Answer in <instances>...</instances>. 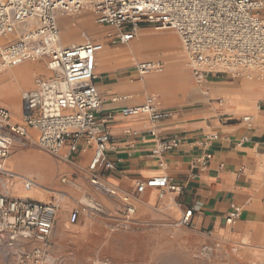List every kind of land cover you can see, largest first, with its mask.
Here are the masks:
<instances>
[{"label":"crops","instance_id":"0c3cea01","mask_svg":"<svg viewBox=\"0 0 264 264\" xmlns=\"http://www.w3.org/2000/svg\"><path fill=\"white\" fill-rule=\"evenodd\" d=\"M86 12L90 11L82 13ZM64 18L60 17L59 23H64ZM93 19L95 22L94 15ZM140 31L142 38L137 40V36L130 43H122L116 32L118 44L114 46H125L134 52V62L130 64H116L110 52L114 46L108 45L109 52L103 54L111 37L96 42L104 46L97 56L95 71V85L102 99L97 118L113 115L100 128L112 135L109 156L116 168L93 173L89 165L95 147L71 154L66 146L57 155L59 160L55 159L59 162L57 173L52 174L55 179H45L37 171L40 154L22 150L21 157L26 160L16 166L17 170L40 178V184L32 177L31 181L45 190L42 196L24 198L58 207L51 241L56 232L63 242L106 228L128 232L138 228L135 225L139 221L158 224L181 220L186 211L193 209L190 227L194 230L186 232L194 237V246L208 245L213 249L216 264H264V83L230 74L209 75L198 83L177 34L166 36V42L171 41L166 44L148 40L144 43L145 37L161 33H155L152 26H142ZM7 42L10 39L3 41ZM181 51L186 58L180 57ZM144 52L152 54L142 55ZM143 63H160L163 73L152 71L141 76L137 67ZM50 76L43 62L0 69V91L5 95L0 97V106L10 112L11 120L17 123L15 119L22 116L23 93L36 89L38 79ZM150 96L157 98L158 110L172 113L171 117L152 126L147 115L121 113L124 108L142 106ZM245 117H251V121L245 122ZM152 127L158 139L183 141L180 147L163 154L162 165L153 155L157 138L149 133ZM21 140L30 141L29 135ZM208 155L211 158L205 160ZM162 175L172 178L180 191H165L164 198L156 188L138 189L139 181ZM94 176L99 185L92 184ZM15 179L0 181L2 192L10 196L8 186ZM82 201H95L103 211H80L78 220L72 223L70 217L85 204ZM128 205L135 208L131 216L127 214ZM234 211H238V219L233 225L227 224L226 218ZM8 257L5 254L4 258Z\"/></svg>","mask_w":264,"mask_h":264},{"label":"built area","instance_id":"2783aa9c","mask_svg":"<svg viewBox=\"0 0 264 264\" xmlns=\"http://www.w3.org/2000/svg\"><path fill=\"white\" fill-rule=\"evenodd\" d=\"M90 11L99 25L111 26L122 43H130L142 26L158 31H174L180 37L183 50L201 83L209 75L221 76L259 70L264 75V0H0V40L17 34L15 41L1 43L0 59L6 68L26 61L45 59L51 72L48 79H38L36 89L22 96L23 123L12 124L10 112L0 106V181H11L16 175L5 167L16 138L28 137V130L38 133V146L57 156L66 146L70 153L95 147L89 170L102 174L116 165L110 160L113 138L102 129L112 114L98 119L102 99L95 85L97 56L104 50L101 43L63 47L59 18ZM31 24L25 31L21 26ZM112 37V36H110ZM144 76L152 71L162 72L160 63H143L137 67ZM124 116L147 115L152 126L172 113L158 110L157 98L150 96L139 107L124 108ZM250 122L251 117H245ZM137 135V132L128 131ZM149 133L157 138L153 155L163 164L164 153L180 147L181 139L161 140L152 127ZM246 140V139H245ZM211 156H206L209 160ZM92 184L99 185L97 177ZM67 182L66 178L62 179ZM139 190L156 188L179 192L167 175L137 183ZM113 193V192H111ZM102 213V206L89 201L73 212L70 221L78 220L80 211ZM58 207L29 198L11 197L0 192V249L25 244L42 245L33 253L19 255L20 264H57L46 251L51 244ZM135 213L132 205L127 214ZM194 210L184 213L180 226H192ZM238 211L232 212L227 224L233 225ZM127 226V223L125 224ZM48 248V249H47ZM203 252H212L206 247Z\"/></svg>","mask_w":264,"mask_h":264},{"label":"rangeland","instance_id":"374dc122","mask_svg":"<svg viewBox=\"0 0 264 264\" xmlns=\"http://www.w3.org/2000/svg\"><path fill=\"white\" fill-rule=\"evenodd\" d=\"M90 19H92L94 25L95 24L93 15L90 12H86ZM80 15L65 17L64 23H59L60 35L63 47H68L73 44H85L87 43H96L101 40L105 41L106 38L110 36H116L115 29H104V33H91L88 27L92 29L91 20H88L85 23H80L77 18ZM77 24V25H76ZM75 27L74 31H77L74 35H70L72 32L69 31L70 27ZM77 26V28H76ZM26 28L30 29L31 24H26L21 26L19 29L23 31ZM153 31L155 33H164V32H172L173 34H177L174 31ZM88 31H87V30ZM67 33V35H65ZM142 31L139 32V36L137 40L142 38ZM104 35H108L104 37ZM158 35V34H156ZM67 36V38H66ZM18 35L15 34L10 38V41L17 40ZM116 37H111L112 39L106 45L114 46L118 43V39ZM69 39V40H68ZM144 39H147L144 38ZM5 39H1V43H3ZM136 40V41H137ZM144 41V40H143ZM171 41H167L169 43ZM86 43V44H87ZM125 47V46H119ZM138 51H142L141 48L137 49ZM154 53L153 51H151ZM152 53L144 52L142 55H151ZM44 63V67L47 68V61H35V62H26V63ZM2 61L0 59V65ZM24 63V64H26ZM49 71V70H48ZM246 73H240L239 77L245 78ZM247 79V78H245ZM258 79V78H254ZM205 92V91H204ZM13 124L22 123V121H18L17 123L13 122ZM30 141L24 142L23 140L15 139L12 151H10L8 161L13 163V172H20L23 174V177L28 176L29 178H34L32 173L18 171L17 165H21L23 161L26 159L21 157V151L26 150L32 152L33 150L40 154V161L52 162L54 172L57 173V168L59 160L57 156L52 155L46 151H43L38 146V134L35 130H30ZM16 147H20L16 149ZM20 151V152H18ZM18 152V153H17ZM56 159V160H55ZM8 164V163H7ZM8 169V168H7ZM10 170V169H9ZM12 171V170H11ZM14 172V173H15ZM26 173V174H25ZM16 175V173H15ZM37 181L40 179L35 177ZM55 179V176H54ZM35 181V180H34ZM39 183V181H38ZM40 184V183H39ZM16 185V184H15ZM48 188V186H43ZM43 189L42 187H40ZM44 190V189H43ZM45 191V190H44ZM160 192L159 189L156 190ZM2 192V189H0ZM13 195L12 193H10ZM161 194V193H160ZM10 195V196H11ZM35 197V196H30ZM31 199V198H29ZM33 200V199H32ZM85 204H89V201H82ZM129 203V202H128ZM84 204V205H85ZM137 216L136 214L134 215ZM144 222V223H142ZM135 225L132 230L128 232H123V229H115L112 231L111 228H106L107 230H99L96 232H87L84 236H74L67 241H61L58 233H54L52 241L54 242L50 244L49 249L46 251L47 254L51 256L52 259L56 260L57 264H216V260L214 258V252H203V249L208 245L194 246L195 239L188 232L194 230L192 227H184L180 226V220H174L169 222H161L158 224L148 223L147 221H142ZM136 223V222H134ZM168 228V229H164ZM171 232H168L170 231ZM185 230V231H184ZM173 231V232H172ZM184 231V232H183ZM188 231V232H186ZM187 233V234H186ZM42 245L36 242H31L29 244H25L23 240H19L15 243L13 248L2 247L0 249V264H20L19 263V255L21 256L23 252L33 253L35 249H39ZM53 247V248H52ZM7 250V252L5 251ZM194 251V252H192ZM2 252V253H1ZM214 255H212V254ZM9 255L7 259L4 256ZM26 264V263H24Z\"/></svg>","mask_w":264,"mask_h":264},{"label":"bare ground","instance_id":"6f19581e","mask_svg":"<svg viewBox=\"0 0 264 264\" xmlns=\"http://www.w3.org/2000/svg\"><path fill=\"white\" fill-rule=\"evenodd\" d=\"M77 20L80 22V23H85L87 22L88 20H91V26H92V29L90 27H88V29L90 30V32L93 34L95 33H99V34H102L104 33V28L103 27H100V26H96L94 25L92 19H90V17L85 14V13H81L80 16L77 18ZM65 24V22H64ZM72 33L70 35H74L77 34L76 32L77 31H74L75 30V27L71 26L69 28ZM87 30V29H86ZM156 30V29H155ZM88 31V30H87ZM140 32V30H139ZM139 32H138V36H139ZM173 34L172 32H164V33H161V34H158L156 35L155 37L153 38H147V39H144V43L148 40V41H155V42H158V43H162V44H166V39L165 37L168 36V35H171ZM65 35H67V33H65ZM108 35H104V37H107ZM67 38V36H66ZM146 38V37H145ZM69 40V39H68ZM137 42V41H134V43ZM156 46L158 44H155ZM154 45V48H156V46ZM149 46V45H148ZM153 47V46H152ZM162 47V46H159V48ZM165 47V46H163ZM167 47V46H166ZM145 48V47H144ZM151 51H155V50H151ZM106 52H109L108 51V48H106L104 51H103V54L106 53ZM111 54L112 56H114V58L117 60L116 64L118 66L120 65H126V64H130V63H133L134 62V52L132 49L128 48V47H119V46H114L112 49H111ZM155 52H161V51H155ZM181 58H186V56L184 55V52L181 51V53L179 54ZM45 60V59H43ZM37 61V60H36ZM39 61H42V60H39ZM26 62H35V61H26ZM24 62V63H26ZM160 62V61H159ZM23 63V64H24ZM190 65V63H189ZM191 66V65H190ZM6 67H4L1 63L0 65V69H5ZM170 68V67H169ZM49 70V69H48ZM50 72V70H49ZM51 73V72H50ZM163 73V72H162ZM246 74V77L247 79L249 80H257V81H260V82H263L264 83V75L262 73L259 72V70H253V71H250V72H245ZM232 76H236L234 74H230V77ZM254 78H258V79H254ZM165 82H167L165 80ZM225 81H223L224 83ZM205 94H207V92L205 91ZM5 95L0 91V97H4ZM240 102V101H239ZM258 108V107H257ZM15 116L13 115V118ZM16 122L18 121H22L23 123V118L21 116V118H16L15 119ZM14 122V120H13ZM11 123H12V120H11ZM13 124V123H12ZM31 130V129H30ZM29 130V132H30ZM34 130V129H33ZM36 131V130H35ZM29 138H30V134H29ZM20 141L21 139H17L16 141ZM25 142V141H24ZM13 150V149H12ZM11 150V151H12ZM9 157V156H8ZM8 157L6 158L5 160V167L12 170L13 171V163L10 162V165H9V161L7 160ZM8 163V164H7ZM50 162H45V161H40L38 163V174L41 176V177H44L45 179H54V176L52 175L54 173V168H53V164L52 162L50 164H48ZM15 172V171H14ZM17 173V177L14 181H12L8 188L10 190V193H12L13 195L17 196V197H30V196H42L44 194V190L41 189L39 186V184H37L34 180L31 181V178H29V175L26 174L28 176L27 177H23V174H21L20 172H16ZM35 178V177H34ZM34 181V182H33ZM16 184V185H15ZM28 185V186H27ZM28 189H27V188ZM157 190V189H155ZM160 190V189H159ZM161 196H164L165 198V195H162L160 194Z\"/></svg>","mask_w":264,"mask_h":264}]
</instances>
